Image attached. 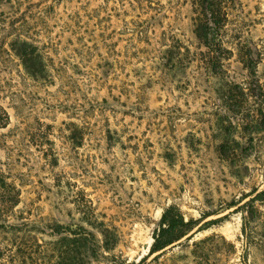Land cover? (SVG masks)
Wrapping results in <instances>:
<instances>
[{"label":"rangeland","instance_id":"1","mask_svg":"<svg viewBox=\"0 0 264 264\" xmlns=\"http://www.w3.org/2000/svg\"><path fill=\"white\" fill-rule=\"evenodd\" d=\"M201 1L0 5V264H264V0L206 42ZM170 207L194 228L150 255Z\"/></svg>","mask_w":264,"mask_h":264},{"label":"trees","instance_id":"2","mask_svg":"<svg viewBox=\"0 0 264 264\" xmlns=\"http://www.w3.org/2000/svg\"><path fill=\"white\" fill-rule=\"evenodd\" d=\"M8 3L9 0H0V5L3 3ZM202 13L197 18L196 21H199L197 25V36L200 40L207 41V36L205 34V28L203 22L209 21L215 23V25L220 24V15L221 9L220 5L215 0H202ZM9 47L11 51L17 56L24 65L27 72L33 78H40L43 71V62L41 55L37 52V47L31 44L27 40H22L20 37H17L13 40ZM9 121V116L5 109L0 105V128H4ZM1 189L11 188L7 186L3 180L0 179ZM194 227L190 222H184L183 216L177 210V208H169L162 215V219L159 225V228L154 234V240L150 247L149 254L153 255L165 250L167 247L171 246L175 242H178L182 237L187 235ZM55 233L54 229H51ZM79 240H86L83 237H79ZM77 245V244H76Z\"/></svg>","mask_w":264,"mask_h":264}]
</instances>
